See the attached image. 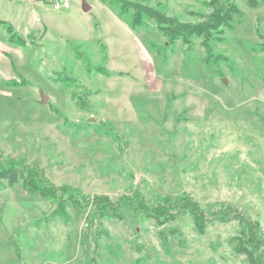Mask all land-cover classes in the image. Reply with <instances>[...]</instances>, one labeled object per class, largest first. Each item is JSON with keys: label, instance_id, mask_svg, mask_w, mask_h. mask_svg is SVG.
Masks as SVG:
<instances>
[{"label": "rangeland", "instance_id": "rangeland-1", "mask_svg": "<svg viewBox=\"0 0 264 264\" xmlns=\"http://www.w3.org/2000/svg\"><path fill=\"white\" fill-rule=\"evenodd\" d=\"M86 1L0 0V264H247L229 243L240 223L200 234L182 199L235 205L264 231V4L234 0L207 46ZM130 1L182 22L210 12ZM31 167L77 202L31 193Z\"/></svg>", "mask_w": 264, "mask_h": 264}, {"label": "trees", "instance_id": "trees-1", "mask_svg": "<svg viewBox=\"0 0 264 264\" xmlns=\"http://www.w3.org/2000/svg\"><path fill=\"white\" fill-rule=\"evenodd\" d=\"M210 12L203 14L199 22H182L175 16H169L162 10L146 4L142 1L117 0L115 4H121V12L130 11L132 14V26L138 27L145 19L155 22L158 30L171 40H182L188 44L193 38L202 39L208 46L214 34H222L224 28L232 29L233 20L239 16L240 9L234 0H203ZM251 8H258L264 4V0H244ZM20 169L19 173L24 180L27 189L40 195L44 199L55 201L77 202L76 190L67 193L69 186L56 187L45 177L42 171L36 167L27 170ZM3 178H12L11 174L5 172ZM62 191V195L60 193ZM68 195H65V194ZM66 196V197H65ZM182 205L184 211L190 216L193 226L200 234L206 232L210 224L220 222L229 223L237 221L242 229L229 239L236 255L245 256L247 264H264V231L258 221L251 219L250 215L241 211L237 206L226 203H219L209 209L202 208L192 197H184ZM75 208L79 209L77 204ZM157 217H165L169 212L162 206L154 211ZM147 214L149 217L152 214ZM151 215V216H150ZM153 220H158L157 218Z\"/></svg>", "mask_w": 264, "mask_h": 264}, {"label": "water", "instance_id": "water-1", "mask_svg": "<svg viewBox=\"0 0 264 264\" xmlns=\"http://www.w3.org/2000/svg\"><path fill=\"white\" fill-rule=\"evenodd\" d=\"M82 8L85 12L89 11L91 9V6L87 3L86 0H83V4H82ZM224 83H227L226 79H224L223 81ZM41 103L44 104L47 102L48 97L46 96V94L42 91L41 92Z\"/></svg>", "mask_w": 264, "mask_h": 264}, {"label": "built area", "instance_id": "built-area-1", "mask_svg": "<svg viewBox=\"0 0 264 264\" xmlns=\"http://www.w3.org/2000/svg\"><path fill=\"white\" fill-rule=\"evenodd\" d=\"M47 1L52 2L55 8H59V7H60V4H58V3L56 2V0H47Z\"/></svg>", "mask_w": 264, "mask_h": 264}]
</instances>
